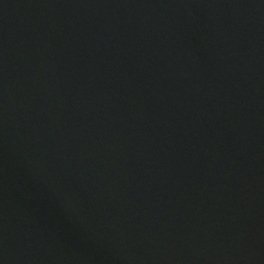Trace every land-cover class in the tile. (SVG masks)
Instances as JSON below:
<instances>
[{
	"label": "water",
	"instance_id": "water-1",
	"mask_svg": "<svg viewBox=\"0 0 264 264\" xmlns=\"http://www.w3.org/2000/svg\"><path fill=\"white\" fill-rule=\"evenodd\" d=\"M0 264H264V0H0Z\"/></svg>",
	"mask_w": 264,
	"mask_h": 264
}]
</instances>
